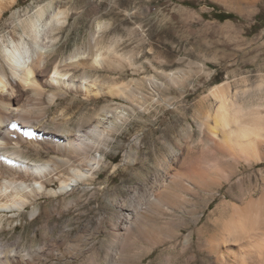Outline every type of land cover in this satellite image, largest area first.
I'll return each mask as SVG.
<instances>
[{
    "label": "bare ground",
    "instance_id": "bare-ground-1",
    "mask_svg": "<svg viewBox=\"0 0 264 264\" xmlns=\"http://www.w3.org/2000/svg\"><path fill=\"white\" fill-rule=\"evenodd\" d=\"M17 1L0 0V21ZM67 20L66 9L49 2L24 16L14 13L11 24L0 29V264H67L94 246L90 238L106 224L112 237L108 264H264V168H256L264 163L263 76L217 83L191 116L173 110L167 118L165 111L156 120L160 127L150 125L133 139L119 171L124 183L133 171V185L117 188L116 218L86 223L66 245L72 256L64 262L60 247L72 230L70 219L55 242L3 237L16 226L10 217L5 224L1 212L20 218L43 195L65 199L67 191H86L101 175L103 158L112 159L107 146L125 135L124 124L150 110L146 102L168 104L165 97L149 100L144 86L159 92L183 85L178 75L159 69L140 81L108 82L103 71L122 58L118 39L104 45L99 24L87 47L60 59V30ZM105 96L128 103L99 107ZM83 99L96 101L92 114L72 127V110ZM146 138L152 145L138 147ZM27 148L46 158L27 156ZM56 179L60 191L50 188ZM42 211L38 205L31 210L36 218ZM84 264L104 263L92 258Z\"/></svg>",
    "mask_w": 264,
    "mask_h": 264
},
{
    "label": "rangeland",
    "instance_id": "rangeland-1",
    "mask_svg": "<svg viewBox=\"0 0 264 264\" xmlns=\"http://www.w3.org/2000/svg\"><path fill=\"white\" fill-rule=\"evenodd\" d=\"M17 2L18 4L7 11L1 19L0 29L11 24L14 13L24 16L27 11L34 12L39 5L54 2L66 9L68 20L60 30L61 37L58 43L60 59L67 57L78 47L83 45L87 47L90 35L98 30L97 25H103L104 45L108 47L113 39H118V54L122 58L116 68L114 65L113 67L108 65L103 71L108 82L137 80V78L140 81L143 77L150 78L154 75L155 69L175 73L183 80V85L170 86L171 88L167 90L159 88V92L144 86L149 100L152 101L153 96L165 97L168 104L146 102L150 107L149 112L143 111L140 116H132L124 124L125 135H116L107 146L106 152L112 159L103 158L104 164L99 168L101 175L96 177L86 191L76 192L73 195L71 191H67L64 194L65 199L62 197L54 199L43 195L35 204H29L20 218L16 215L12 216V212H9L10 214L1 212L5 214L6 219L10 217L12 226H16L12 230H6L7 234L3 237L10 240H17L20 237L25 242L33 238L36 243L55 242L65 235L62 228L70 219L72 230L66 243L60 247L64 253L61 262H64L72 256L66 252V245L74 241L86 223L92 222L96 225L100 216L116 218L115 202L119 199L116 194L117 188L122 186L132 188L133 185L131 180L134 177L133 171L128 172L125 183L119 175L120 168L127 163L126 153L133 139L143 135L150 125L160 127L156 120L162 117L165 111L171 112L167 113V118L174 112L178 114V111H185L191 116L200 108L201 97L217 83L232 81L235 85L236 80H240L241 77L246 78L248 82H255L264 77V0H18ZM218 12H232L237 19L220 21L214 17ZM94 73L96 72L93 71ZM158 79L166 81L162 76H158ZM93 101H79L80 103L75 105L72 110L73 120L70 123L72 127H79L83 119H87L85 116L92 114L91 109L96 103ZM112 101L114 104L128 103L122 97L113 99L105 96L98 105L101 107ZM70 102L67 99L64 105ZM178 106L179 109H176ZM148 113H151V116H147ZM49 114L50 117L53 115L52 112ZM47 125L52 127L53 123L48 121ZM137 145L144 147L152 145V142L146 138L145 141L140 140ZM32 149L27 148L25 154L35 159L46 158L44 152H42L44 155L40 156ZM148 163L155 164L154 158ZM256 168H264V163ZM50 188L61 190V182L56 179ZM68 189L70 190L71 186ZM74 199V204H70L69 201ZM215 203L216 201L212 202L211 207H214ZM34 205L41 206L43 210L38 218L31 212ZM209 211V208L205 209L204 217ZM58 212H63V215L60 216ZM49 214L53 216L49 225H45ZM6 219L5 224L8 221ZM106 226L108 227L102 228L100 234L90 238L93 247L87 246V251L80 259L67 264H84L92 258L108 264L105 259L106 248L111 243L112 237L106 232L109 225Z\"/></svg>",
    "mask_w": 264,
    "mask_h": 264
},
{
    "label": "trees",
    "instance_id": "trees-1",
    "mask_svg": "<svg viewBox=\"0 0 264 264\" xmlns=\"http://www.w3.org/2000/svg\"><path fill=\"white\" fill-rule=\"evenodd\" d=\"M214 17L220 21H225L227 19H237V16L232 12H218L214 14Z\"/></svg>",
    "mask_w": 264,
    "mask_h": 264
}]
</instances>
